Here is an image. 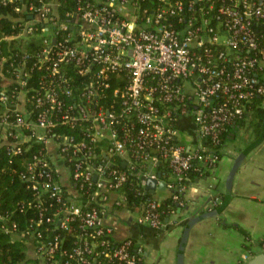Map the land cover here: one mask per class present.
Segmentation results:
<instances>
[{"label": "built area", "instance_id": "2783aa9c", "mask_svg": "<svg viewBox=\"0 0 264 264\" xmlns=\"http://www.w3.org/2000/svg\"><path fill=\"white\" fill-rule=\"evenodd\" d=\"M159 1L166 6L150 11L142 9L140 0H88L73 14L75 23L71 29H77L74 41L71 34L58 41L48 27L41 32L37 28L36 24L44 23L68 30V25L56 17L58 4L54 0H39V6L24 3L17 8L27 15L19 18L20 31L0 36V43L14 44L38 40L46 34L43 49L37 54L40 66L46 64L62 80L61 64H72L78 73L89 75L80 88V100L69 106L71 112L63 109L66 103L54 88L36 92V105H49L47 111L33 119L26 110L30 98L24 89L29 75L24 65L16 66L15 80L21 88L14 93L18 114L14 122L4 119L0 123V146L11 145L15 153L22 152L19 144L33 138L45 143L43 157L35 156L26 164L30 180L37 174L48 177L50 181L44 187L59 201L62 186L70 194V205L64 209L68 216L60 224L68 229V221L79 219L83 232L79 235L82 244L68 255L67 264H106L100 258L137 264L138 258L129 253V248L138 245L140 255L143 248L134 239L118 241L117 247L108 248L111 240L106 236L113 238V228L106 218L126 202L118 189L130 180L140 185L145 194L151 193L147 182L156 179L152 200L136 210H122L134 215L138 224L161 228L164 223L158 210L160 200L184 197L193 185L187 174L191 168L203 173L218 164L215 146L221 133L244 115L256 94L264 95V84L255 72L257 68L264 69V46H260L253 27L264 18L262 1L257 5L250 0H229L213 15V2L194 0L188 5L187 19L181 15L186 22L182 30L164 20L166 14L184 12L183 3ZM245 50L257 55H245ZM65 93L73 94L69 89ZM110 97L108 105L100 104L101 98ZM1 99L8 104L6 92ZM52 112L60 116L51 118ZM57 123L82 124L85 137L75 141L67 135L58 140L43 135L46 128ZM68 151L73 154L70 160L74 179L84 180L89 186L94 182L86 202L77 199L79 193L67 173L51 181L49 169L64 170L63 153ZM116 159L122 160L126 168H119ZM161 162L169 166L166 178L158 172ZM162 180L166 182L165 190L159 188ZM30 187L40 189L35 181ZM157 190L169 195L160 198L155 194ZM178 202V208L186 205L185 198ZM218 203V199L214 201L215 206ZM57 220L56 214L46 218L49 223ZM40 236L37 233V238ZM37 242L31 244L29 254L39 259L38 264H58L59 238Z\"/></svg>", "mask_w": 264, "mask_h": 264}, {"label": "trees", "instance_id": "16d2710c", "mask_svg": "<svg viewBox=\"0 0 264 264\" xmlns=\"http://www.w3.org/2000/svg\"><path fill=\"white\" fill-rule=\"evenodd\" d=\"M58 4V9L56 13L57 19L61 24H67L68 30H58L56 26L51 24L38 23L37 28L41 32L44 27H48L49 31L56 33L58 41L67 38L71 34L70 39L74 41L77 37V29H71V26L75 23L74 16L80 5H85L88 0H54ZM181 1L184 5V9L179 12V14L171 16V14H166L164 20L165 23H169L172 27L182 30L185 26V21L181 20V15L186 17L188 14V5L194 0H171ZM216 6L212 14H218V7L222 4H228L229 0H210ZM255 2L257 5L264 0H250ZM33 2L36 6H39V0H25L24 2L20 0H14L13 2L4 3L0 0V36L16 34L21 29V21L19 18L26 17L24 12L17 10L24 3ZM142 9H149L152 11L154 8H159V6H166L161 4L159 0H140ZM199 3H196V7ZM72 14H68V13ZM185 13V14H184ZM216 22V20H214ZM260 46H264V18H260L253 25ZM46 34L43 38L38 40H25V42L14 41V44H10L6 41L0 43V123L4 119H8L14 122L18 110L14 107L16 106V92L20 88V83L16 79L15 67L18 65H24L25 71L28 72L29 77L26 79V86L24 87L26 95L30 100L26 104V110L31 112V117L36 119L41 112H45L48 109L49 103L45 102L42 106L38 107L36 105V100L34 96L36 92L42 90H54L58 92L61 96L60 98L65 104L66 111H70L69 106L74 104L75 101L80 100V88L83 82L89 79V75L83 76L78 73L72 64H61V73L53 75L50 70L47 69L46 64L40 66L39 57L37 54L43 49V39L46 38ZM245 55H257L255 52L244 51ZM11 57V58H10ZM4 58H8L4 60ZM259 74L260 81L264 84V69L257 68L255 72ZM52 82V84H51ZM54 88V89H52ZM71 90L72 95H67L66 90ZM6 92L8 96V104L1 99L2 94ZM112 100L111 97L101 98L100 104L108 105L109 101ZM58 112H52L51 118L59 117ZM264 121V95L256 94L251 102L246 106L245 113L242 117L237 118L232 123H230L225 130L220 135V141L215 146L216 152L219 155V159L223 156V149L226 144L235 137L240 129L253 128L256 138L260 135L262 124ZM27 133H29L27 131ZM46 137L53 138L54 140L60 139L61 136L67 135L73 137L75 141H80L85 137L84 126L82 124H77L72 126L70 124L57 123L54 126L46 128L43 132ZM255 138V139H256ZM19 147L22 149L21 153L13 152V147L8 144H3L0 146V264H38L39 259L33 258L29 251L31 249V244H38L37 241H50L59 238L61 241V246L56 254L58 264H67L69 259V254L74 248L82 244V240L79 235H82L83 229L81 226V221L79 219H73L68 221V229L61 226L60 221L67 218L68 214L64 209L70 205V194H68L67 188L62 186L60 188V194L62 200H57L52 196V192L44 187L47 181H50L46 176H37L34 180H30L27 171V162L33 160L35 156L43 157L46 145L43 141L33 138L28 143H21ZM65 160L64 170H59V168L49 169L51 173V181H56L59 179L62 172L67 173L70 177L72 184L78 191L77 199L86 202L93 190L94 182L92 186H89L84 180L76 181L73 177V168L71 157L72 152L68 151L63 153ZM115 163L121 169L126 167L123 161L116 159ZM40 167L37 169L38 173ZM158 172L166 178L169 172V166L166 163L161 162L158 167ZM195 168H191L187 173L193 182L196 179L206 176L209 171L201 173ZM35 174V173H33ZM38 183L40 189L35 190L30 185L33 182ZM119 193L126 196L125 205L117 206L119 210L122 209H132L136 210L141 207L147 200L153 199V194L144 193V189L141 188L134 181H128L118 189ZM223 198V194L219 196ZM184 200V197H180L179 200H173L171 197L163 198L160 200L161 206L158 208L162 212V221L165 223L166 219L171 216L173 212H176L180 205L178 201ZM58 220L56 222H46V218L49 216H54ZM58 215V217H57ZM60 219V220H59ZM41 221V222H40ZM187 220L181 222L185 225ZM28 232V233H26ZM23 233H26L24 236ZM37 233H40V238H37ZM106 239L111 240L108 244L109 249L117 247L120 243L114 238L106 236ZM247 241L249 237L246 236ZM32 242V243H31ZM261 246L264 244V239L261 241ZM243 247L246 251H249L251 255H255L252 247L248 243H244ZM100 248H106L101 247ZM129 253L135 255L138 258L137 264H142L143 256L138 252V245H132L129 248ZM99 261H103L106 264H118L115 260H109L106 258H100ZM71 264H76L72 261ZM243 264V263H242Z\"/></svg>", "mask_w": 264, "mask_h": 264}, {"label": "crops", "instance_id": "0c3cea01", "mask_svg": "<svg viewBox=\"0 0 264 264\" xmlns=\"http://www.w3.org/2000/svg\"><path fill=\"white\" fill-rule=\"evenodd\" d=\"M253 130L240 129L226 144L218 164L185 192L186 205L171 214L161 228L138 224L125 210H112L106 222L113 228L114 240L138 242L143 248L142 264H176L185 226L181 222L221 204L223 198L219 196H224L234 159L255 140ZM155 194L160 198L169 195L162 190ZM246 236L254 242L264 238V141L248 154L235 175L227 208L220 216L204 219L191 229L184 264H242Z\"/></svg>", "mask_w": 264, "mask_h": 264}, {"label": "water", "instance_id": "95a60500", "mask_svg": "<svg viewBox=\"0 0 264 264\" xmlns=\"http://www.w3.org/2000/svg\"><path fill=\"white\" fill-rule=\"evenodd\" d=\"M263 141H264V121L262 124V129H261L260 135L254 141H252L246 148H244L237 155V157L234 159L232 168H231L229 175L227 177V180H226L225 192H224V196H223V200H222L221 204L213 210L204 211L198 215H195V216L187 219V222H186L184 229H183V233H182L181 238H180L176 264H184V251H185V248L187 245V241L189 239L191 229L198 222H200L204 219L220 216L222 214V212L227 208V206L231 200V196H232V187H233L235 175L237 174L241 165L244 163L248 154L254 148L259 146ZM157 183L158 182L156 179H149L147 182V189L151 193H154L155 188L157 186ZM159 188L162 190H165L166 182L163 180L160 181L159 182ZM245 264H264V251L253 255Z\"/></svg>", "mask_w": 264, "mask_h": 264}, {"label": "rangeland", "instance_id": "374dc122", "mask_svg": "<svg viewBox=\"0 0 264 264\" xmlns=\"http://www.w3.org/2000/svg\"><path fill=\"white\" fill-rule=\"evenodd\" d=\"M231 227L235 228L234 226H231ZM263 239H264V238H263ZM263 239H262V240H263ZM262 240H260L259 242H256V241L254 242V241L251 240V238H249V241H247V239H245V240H243V242H244V243H248V244H250L251 247H252V249H253V251L255 252V254H258V253L264 251V248H263V247L261 246V244H260ZM244 253H246V254H245V255H246V259L243 258V260H247V261H248V260L253 256V255H252V256H249V255H248V254L250 253L249 251H246V250H245ZM244 263H246V262L244 261ZM244 263H243V264H244Z\"/></svg>", "mask_w": 264, "mask_h": 264}]
</instances>
